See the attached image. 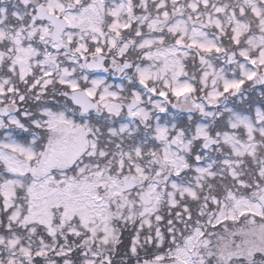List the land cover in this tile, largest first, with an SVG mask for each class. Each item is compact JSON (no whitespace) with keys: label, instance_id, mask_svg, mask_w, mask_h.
Wrapping results in <instances>:
<instances>
[{"label":"snow or ice","instance_id":"snow-or-ice-1","mask_svg":"<svg viewBox=\"0 0 264 264\" xmlns=\"http://www.w3.org/2000/svg\"><path fill=\"white\" fill-rule=\"evenodd\" d=\"M0 264H264V0H0Z\"/></svg>","mask_w":264,"mask_h":264}]
</instances>
